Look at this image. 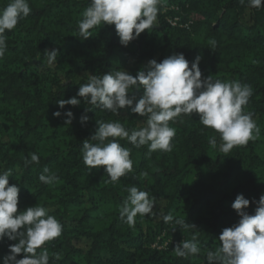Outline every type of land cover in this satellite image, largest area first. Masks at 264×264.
<instances>
[{"label": "trees", "instance_id": "1", "mask_svg": "<svg viewBox=\"0 0 264 264\" xmlns=\"http://www.w3.org/2000/svg\"><path fill=\"white\" fill-rule=\"evenodd\" d=\"M8 2L0 0V8ZM89 3L29 0L30 15L5 33L8 47L0 59V171L12 170L9 184L20 188L18 211L39 204L63 225L62 234L43 246L49 251V264H207V252L220 246L222 229L239 220L231 206L237 195L252 201L264 194V6L249 8L239 0H163L166 8L180 7V12L170 10L169 15L182 18V24H169L162 5L157 24L123 46L114 25L91 29L87 40L77 37L78 21ZM53 49L59 54L48 65L44 53ZM177 53L185 55L190 67L201 56L202 77L250 85L253 95L245 111L254 114L260 136L223 154L208 143L215 137L219 145V133L203 126L198 114L181 115L170 121L176 129L171 152L158 150L149 159L147 146L136 148L117 138L131 150L132 172L112 183L103 167L90 171L81 148L98 128L97 121H118L131 130L143 127L146 118L102 110L80 97V105L63 110L57 102L76 96L90 74L126 70L135 76L150 60L161 62ZM131 91L137 100L143 95V89ZM69 110L74 114L71 124L65 123L63 114L53 115ZM82 115L89 117L84 125ZM30 153L40 157L39 164L25 166ZM45 167L58 182L39 181ZM132 186L146 191L155 204L153 215H138L135 226L129 227L119 219V207ZM255 207L250 203L246 210L253 214ZM168 213L196 228L177 226L173 231L162 219ZM193 235L200 254L177 257L175 246ZM160 238L170 241L167 247L153 248ZM16 242L7 237L0 241V264Z\"/></svg>", "mask_w": 264, "mask_h": 264}, {"label": "clouds", "instance_id": "2", "mask_svg": "<svg viewBox=\"0 0 264 264\" xmlns=\"http://www.w3.org/2000/svg\"><path fill=\"white\" fill-rule=\"evenodd\" d=\"M249 8L260 9L264 0H239ZM163 0H90L78 21L77 36L81 40L92 37L90 30L100 25H114L120 44L129 43L157 24L158 14ZM32 9L29 0H9L0 8V59L7 51L6 31L16 28L18 23L27 18ZM214 48L216 41L210 42ZM45 58L52 65L59 54L58 49L46 50ZM202 57L197 56L191 67L183 53L149 61L146 70H140L135 76L126 70H116L102 75H88L87 83L79 86L76 96L61 99L57 102L61 110L67 105L78 106L83 98L91 104L118 114L121 109L130 108L133 113L145 117L141 128L127 129L120 122L97 121L95 133L82 143L81 155L83 163L91 171L104 168L109 182L115 183L121 177L132 172L133 161L131 150L118 142L126 140L136 148L147 146L146 157L151 158L153 152H171L172 140L176 129L170 121L184 116L199 115V122L206 128L219 133L218 145L215 137L208 143L212 149L227 154L236 146L247 145L255 141L261 129L253 119V113L245 111L253 89L250 85L239 81H222L212 75L202 77L199 67ZM132 89H143V95L137 100L130 96ZM62 114L65 123L71 124L74 119L72 111H56L57 118ZM81 124L88 122L89 117L82 115ZM25 158V166L39 164L40 157L36 153ZM142 175H147L143 173ZM12 170L0 171V241L7 237L17 241L9 245V255L4 256L3 264H49L50 254L43 247L47 242L58 238L63 225L49 214V209L37 204L24 211H18L20 188L9 184ZM58 176L50 174L45 167L39 175V181L51 185L58 182ZM128 195L119 207V219L129 227H134L136 217L154 214V200L146 191L132 186ZM255 203L253 214L246 209ZM239 220L230 227H225L219 236L220 246L215 251H208L207 264H264V194L259 200L250 201L243 194L237 195L232 203ZM165 224L181 229L196 228L186 223L184 218L174 217L172 213L162 215ZM39 250V251H38ZM177 257H195L200 254L199 240L195 235L190 240H183L174 248ZM24 253L23 258L18 255ZM59 260L60 255L54 254Z\"/></svg>", "mask_w": 264, "mask_h": 264}, {"label": "rangeland", "instance_id": "3", "mask_svg": "<svg viewBox=\"0 0 264 264\" xmlns=\"http://www.w3.org/2000/svg\"><path fill=\"white\" fill-rule=\"evenodd\" d=\"M163 6H164L163 14L166 16V20L169 22V24H171L174 27L175 26H178L179 23L182 24L181 23L182 22V18H180L179 16L178 17L177 16L176 17H173V16L169 15V11L170 10H175L176 12H180V7H175V8L169 9V8H166V6L164 5V3H163ZM248 18H249V16H247V19ZM134 64L135 63H133V65ZM120 111H123V112L128 113V114H131V115L135 114V113H133L131 111L130 108H127V107L124 108V109H121ZM169 242L170 241H164L163 238H160V239H158V241L156 242V244L153 246V248H157L159 250L165 249L167 247V245H168Z\"/></svg>", "mask_w": 264, "mask_h": 264}, {"label": "built area", "instance_id": "4", "mask_svg": "<svg viewBox=\"0 0 264 264\" xmlns=\"http://www.w3.org/2000/svg\"><path fill=\"white\" fill-rule=\"evenodd\" d=\"M188 27V26H187Z\"/></svg>", "mask_w": 264, "mask_h": 264}]
</instances>
